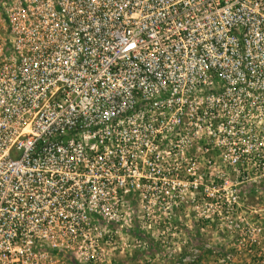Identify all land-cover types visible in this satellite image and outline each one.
I'll list each match as a JSON object with an SVG mask.
<instances>
[{"label": "built area", "instance_id": "obj_1", "mask_svg": "<svg viewBox=\"0 0 264 264\" xmlns=\"http://www.w3.org/2000/svg\"><path fill=\"white\" fill-rule=\"evenodd\" d=\"M256 182L264 0L0 3V264L102 263L136 223L258 212Z\"/></svg>", "mask_w": 264, "mask_h": 264}, {"label": "rangeland", "instance_id": "obj_2", "mask_svg": "<svg viewBox=\"0 0 264 264\" xmlns=\"http://www.w3.org/2000/svg\"><path fill=\"white\" fill-rule=\"evenodd\" d=\"M254 184L258 197L244 206L258 212L242 207L236 215L212 212L206 219L190 206L170 219H152L147 228L136 223L123 236L112 232L109 259L98 264H264V185Z\"/></svg>", "mask_w": 264, "mask_h": 264}, {"label": "trees", "instance_id": "obj_3", "mask_svg": "<svg viewBox=\"0 0 264 264\" xmlns=\"http://www.w3.org/2000/svg\"><path fill=\"white\" fill-rule=\"evenodd\" d=\"M142 237H143L145 240L149 241L148 238H146V237H144V236H142Z\"/></svg>", "mask_w": 264, "mask_h": 264}]
</instances>
